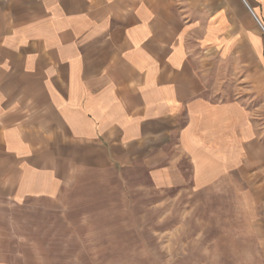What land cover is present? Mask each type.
<instances>
[{"label": "crops", "instance_id": "0c3cea01", "mask_svg": "<svg viewBox=\"0 0 264 264\" xmlns=\"http://www.w3.org/2000/svg\"><path fill=\"white\" fill-rule=\"evenodd\" d=\"M217 5L0 0V202L140 163L160 189L239 182L264 242V128L242 99L214 100L202 71Z\"/></svg>", "mask_w": 264, "mask_h": 264}, {"label": "rangeland", "instance_id": "374dc122", "mask_svg": "<svg viewBox=\"0 0 264 264\" xmlns=\"http://www.w3.org/2000/svg\"><path fill=\"white\" fill-rule=\"evenodd\" d=\"M232 1L219 0L221 39L202 71L214 100L242 99L264 128V0ZM242 188L160 189L140 163L87 171L57 198L0 202V262L264 264Z\"/></svg>", "mask_w": 264, "mask_h": 264}, {"label": "built area", "instance_id": "2783aa9c", "mask_svg": "<svg viewBox=\"0 0 264 264\" xmlns=\"http://www.w3.org/2000/svg\"><path fill=\"white\" fill-rule=\"evenodd\" d=\"M262 25V24H261ZM262 28H263V30H264V26L262 25Z\"/></svg>", "mask_w": 264, "mask_h": 264}]
</instances>
